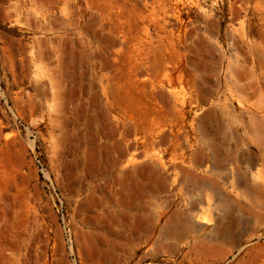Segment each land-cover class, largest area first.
<instances>
[{
    "label": "rangeland",
    "instance_id": "1",
    "mask_svg": "<svg viewBox=\"0 0 264 264\" xmlns=\"http://www.w3.org/2000/svg\"><path fill=\"white\" fill-rule=\"evenodd\" d=\"M0 264H264V0H0Z\"/></svg>",
    "mask_w": 264,
    "mask_h": 264
}]
</instances>
